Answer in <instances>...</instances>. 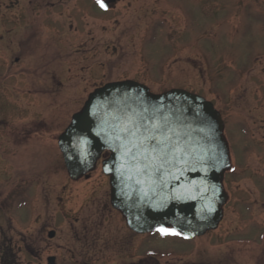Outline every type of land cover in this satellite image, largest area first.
Here are the masks:
<instances>
[{"label": "rangeland", "instance_id": "rangeland-1", "mask_svg": "<svg viewBox=\"0 0 264 264\" xmlns=\"http://www.w3.org/2000/svg\"><path fill=\"white\" fill-rule=\"evenodd\" d=\"M130 79L220 114L230 167L214 230L139 236L98 161L69 179L57 136ZM53 231V237L48 232ZM264 264V0H0V264Z\"/></svg>", "mask_w": 264, "mask_h": 264}, {"label": "water", "instance_id": "water-1", "mask_svg": "<svg viewBox=\"0 0 264 264\" xmlns=\"http://www.w3.org/2000/svg\"><path fill=\"white\" fill-rule=\"evenodd\" d=\"M57 146L71 180L108 152L101 171L110 204L134 232L170 228L190 239L221 220L228 146L220 114L198 94L180 88L152 93L130 79L107 82L72 114ZM46 264H55L54 257Z\"/></svg>", "mask_w": 264, "mask_h": 264}, {"label": "flooded vegetation", "instance_id": "flooded-vegetation-1", "mask_svg": "<svg viewBox=\"0 0 264 264\" xmlns=\"http://www.w3.org/2000/svg\"><path fill=\"white\" fill-rule=\"evenodd\" d=\"M117 0H103V3L105 4V6H106V10L107 9H110V5L111 4H113L114 2H116ZM98 6L100 7V4L98 3ZM57 141V140H56ZM58 148V147H57ZM107 156V153H103L102 155H101V157L98 159V161H102L105 157ZM97 161V162H98ZM96 162V163H97ZM229 170V169H228ZM224 176V175H223ZM222 182H223V179H222ZM228 200V198L226 199V201ZM127 226V225H126ZM130 229V228H129ZM131 230V229H130ZM132 231V230H131ZM133 233H135L136 235H139V236H143V235H147V233H137V232H134V231H132Z\"/></svg>", "mask_w": 264, "mask_h": 264}, {"label": "snow or ice", "instance_id": "snow-or-ice-1", "mask_svg": "<svg viewBox=\"0 0 264 264\" xmlns=\"http://www.w3.org/2000/svg\"><path fill=\"white\" fill-rule=\"evenodd\" d=\"M97 3L100 4L101 7H105L104 3H103V0H97ZM159 231L162 233V234H168V233H171L173 235H179V233H177L174 229H165V228H160Z\"/></svg>", "mask_w": 264, "mask_h": 264}]
</instances>
